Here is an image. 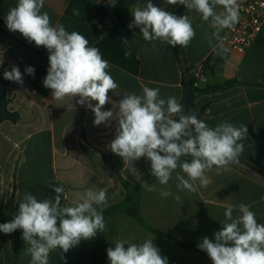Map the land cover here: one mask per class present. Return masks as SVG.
<instances>
[{
    "label": "crops",
    "instance_id": "obj_1",
    "mask_svg": "<svg viewBox=\"0 0 264 264\" xmlns=\"http://www.w3.org/2000/svg\"><path fill=\"white\" fill-rule=\"evenodd\" d=\"M103 1L45 0L42 8V12L49 14L53 26L58 22L68 32H79L89 41L88 46L98 48L108 61L107 71L118 83L121 94L116 96L110 92L111 99L103 110L118 112V101L123 94L142 95L145 86L159 88L162 98L174 96L182 104L186 90L180 56L190 68L217 55L208 43L214 31L211 18L204 21L201 14L184 5L151 0L155 6L177 16L187 15L192 22L195 37L187 47H181V54L177 55L173 47L160 41L153 46V42L143 39L140 30L136 32L119 25L113 0H108L105 7ZM17 2L0 0V19L5 20L9 9ZM147 2L134 0L130 13ZM102 8L108 14L107 27L98 20ZM74 10L78 14H74ZM222 10L217 6L218 13ZM18 35L9 36L0 31V65H5L6 71L18 67L24 80L23 84L11 81L7 90L9 110L18 113L20 120L0 125V219L14 218L26 193L42 200L55 197L54 187H63L62 206H74L76 193L88 188L103 189L108 200V206L102 210L106 228L97 235L110 246L117 240L139 244L154 238L153 243L168 264H212L206 252L184 247L175 240L196 245L204 237L214 240V233L222 228L228 204L249 205L257 222L264 224V199H261L264 197V25L246 52L228 54L224 64L217 65L214 73H208L207 86L234 79L239 84L224 91L196 94L187 113L212 128L224 122L247 127L245 139L239 141L244 148L238 163L230 164L229 170L219 174L215 170L206 173L210 183L201 188L197 181L195 191L178 189L176 172L167 186L160 185L150 173L147 158L124 162L112 153L108 145L114 139L116 122L94 126V113L86 105L77 103L79 97L53 100L51 90L43 86L49 52ZM220 42L213 41L214 44ZM29 66L35 69L34 75L26 73ZM191 159L181 157L188 162ZM144 182L155 190H146L141 186ZM161 188H167L173 195L161 196ZM130 207L138 209L146 225L172 239L142 226L138 219L126 213ZM238 214V209L234 208L233 215ZM14 239V232H0V264H30L29 245L26 244L23 252L16 253ZM80 243L90 245L89 240ZM49 264L97 263L79 244L67 253L62 249L52 250Z\"/></svg>",
    "mask_w": 264,
    "mask_h": 264
},
{
    "label": "clouds",
    "instance_id": "obj_2",
    "mask_svg": "<svg viewBox=\"0 0 264 264\" xmlns=\"http://www.w3.org/2000/svg\"><path fill=\"white\" fill-rule=\"evenodd\" d=\"M167 2L195 10L204 21L211 18L214 31L208 43L221 57L228 52L223 43L214 44L213 41H222L221 32L234 28L239 22L238 0ZM44 4L45 0H18L6 15V26L10 32H19L28 42L43 46L49 52L43 86L51 90L53 100L79 97L77 103L86 105L94 113V126L116 122L114 139L108 145L112 153L124 162L147 158L150 173L160 185L167 186L176 172L177 188L189 191L196 190L197 181L201 188L208 186L210 180L206 173L215 170L219 174L229 170L230 164L238 163L244 148L239 141L246 137V126L236 127L224 122L209 127L194 114H184L176 97L162 98L159 88L145 86L142 95L125 93L118 101V112L103 110L111 99L110 92L116 96L121 94L118 83L107 71L108 61L103 59L98 48L89 47V41L79 32H68L58 22L53 26L49 14L42 12ZM217 6L223 9L219 13ZM74 14L78 12L74 10ZM131 14L134 19L128 27H138L143 39L153 42V46L160 41L173 48L187 47L195 37L187 15L177 16L155 6L151 0L142 8H133ZM25 71L34 75L35 69L29 66ZM3 76L6 80L24 83L16 66L5 71ZM183 156L192 159L190 162L181 160ZM141 186L148 191L155 190L147 182ZM53 189L55 197L42 200L26 193L14 218L0 224V232L5 234L22 230L21 239L29 245L30 264H49L52 250L62 249L67 253L82 240H91L106 228L102 211L108 206L106 190L88 188L75 194L74 206H62L63 187ZM160 194L163 197L173 195L167 188H161ZM175 199L180 197L175 196ZM234 208L238 209V215H233ZM224 217L222 228L214 233V240L204 237L198 248L207 253L212 264H264V224L257 222L250 206L228 204ZM153 239L139 244L117 240L114 247L107 248V258L110 264H168Z\"/></svg>",
    "mask_w": 264,
    "mask_h": 264
},
{
    "label": "trees",
    "instance_id": "obj_3",
    "mask_svg": "<svg viewBox=\"0 0 264 264\" xmlns=\"http://www.w3.org/2000/svg\"><path fill=\"white\" fill-rule=\"evenodd\" d=\"M134 0H113V11H114V16L118 22L119 25L124 26L128 29V25L132 23L133 18L130 13V8L133 4ZM107 11L105 9H101L98 20L101 24L105 25L106 19H107ZM0 25H3L5 27L6 23L5 20L0 19ZM130 30L138 32L140 29L138 27H133ZM0 31H2L0 29ZM3 32V31H2ZM22 36L19 32H15ZM10 36V35H9ZM176 54L180 55L181 53V46H176L175 48ZM228 55L225 54L223 57L219 55H212L210 56L207 60L206 64V71L207 73H214L216 66L220 64H224L227 60ZM6 71L5 65L1 64L0 65V125L4 122H10V123H17L20 120V115L16 112H11L9 110V104L10 100L7 96V90L10 85L9 80L4 79V72ZM189 71V68H188ZM185 74V73H184ZM236 84H239V81L237 80H226L221 83H214L213 85L207 86L206 88L202 90L195 89L196 94H204V93H212V92H218V91H224L227 90ZM189 87H192L191 85L188 86L185 82L184 78V88L187 90ZM215 167V166H214ZM127 214L130 216L138 219L140 224L153 233L160 235L162 237L172 239L169 237L167 234L163 233L162 231L158 229H154L149 227L142 221L139 215V211L136 207H130L127 211ZM13 218L11 216H7L4 218L0 219V224L6 223L11 221ZM15 239L13 241V249L16 253L23 252L26 248V243L24 240L21 239L22 237V230L17 229L15 232ZM174 240V239H173ZM178 244L187 247V248H195L198 249V245L189 243V242H184L180 240H175ZM90 245H85L83 243H80L90 254L91 258L97 263V264H110L108 258H107V248L110 247L108 243L104 241V239L100 236L97 235L93 239L89 240ZM126 246V245H125ZM114 247V246H113ZM127 247V246H126Z\"/></svg>",
    "mask_w": 264,
    "mask_h": 264
},
{
    "label": "built area",
    "instance_id": "obj_4",
    "mask_svg": "<svg viewBox=\"0 0 264 264\" xmlns=\"http://www.w3.org/2000/svg\"><path fill=\"white\" fill-rule=\"evenodd\" d=\"M108 0H104L102 5L105 7ZM239 3V22L234 28L227 29L220 42L228 49L227 55L232 52L244 53L254 42L257 35L262 31L264 25V0H238ZM107 27V24L105 23ZM0 29L8 35L10 32L7 27L0 25ZM17 34V33H16ZM18 38H21L18 35ZM207 61L197 63L189 68V76L192 88L202 90L207 86L208 73L206 71Z\"/></svg>",
    "mask_w": 264,
    "mask_h": 264
},
{
    "label": "water",
    "instance_id": "obj_5",
    "mask_svg": "<svg viewBox=\"0 0 264 264\" xmlns=\"http://www.w3.org/2000/svg\"><path fill=\"white\" fill-rule=\"evenodd\" d=\"M112 27V25H110ZM180 62L184 71V77H185V82L188 86L191 85V79L188 73V68L186 66V63L184 61L183 56H180ZM196 99V92L192 87H189L186 92H185V97L183 99L182 102V106H183V110H184V114H187L189 112V110L191 109L194 101Z\"/></svg>",
    "mask_w": 264,
    "mask_h": 264
}]
</instances>
